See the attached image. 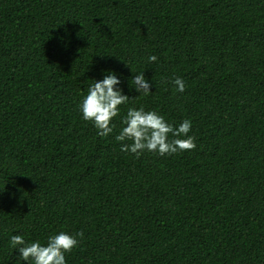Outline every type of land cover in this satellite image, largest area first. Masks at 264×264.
Returning <instances> with one entry per match:
<instances>
[{
	"label": "trees",
	"instance_id": "trees-1",
	"mask_svg": "<svg viewBox=\"0 0 264 264\" xmlns=\"http://www.w3.org/2000/svg\"><path fill=\"white\" fill-rule=\"evenodd\" d=\"M102 70L129 95L108 137L78 107ZM139 107L196 148L122 152ZM0 191V264L60 231L67 264H264V0H0Z\"/></svg>",
	"mask_w": 264,
	"mask_h": 264
},
{
	"label": "clouds",
	"instance_id": "clouds-1",
	"mask_svg": "<svg viewBox=\"0 0 264 264\" xmlns=\"http://www.w3.org/2000/svg\"><path fill=\"white\" fill-rule=\"evenodd\" d=\"M148 60L155 62L157 57L151 55ZM102 75V79H93L94 83L89 85L87 94L82 97L78 107L81 118L92 123L98 130L97 135L108 137L114 131L115 118L120 116V106L127 104L129 95L121 87L122 77L115 71L102 70ZM132 80L134 86L130 90L144 96L151 93L152 83L145 77L144 71L135 74ZM172 83L176 91H185L182 78L176 77ZM121 123L124 126L115 137L121 142L120 150L131 153L136 158L145 152L170 156L196 148L195 138L189 135L192 129L190 119H184L178 127H174L158 112L145 111L144 107H139L128 108L121 117ZM83 235V232L73 235L60 231L49 235L46 242L41 243L39 240L26 241L23 235L15 234L10 237V245L18 253L21 264H67L66 254L78 247L80 241L77 237L82 238Z\"/></svg>",
	"mask_w": 264,
	"mask_h": 264
}]
</instances>
